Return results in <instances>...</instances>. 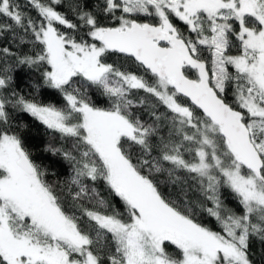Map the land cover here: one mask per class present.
Masks as SVG:
<instances>
[{"label":"snow or ice","instance_id":"1","mask_svg":"<svg viewBox=\"0 0 264 264\" xmlns=\"http://www.w3.org/2000/svg\"><path fill=\"white\" fill-rule=\"evenodd\" d=\"M28 6L36 18L0 0L11 21L0 36L30 47L0 48V264H255L264 0H76L75 20L60 10L64 0ZM25 67L38 73L27 93L13 76ZM15 113L69 145L45 149L68 163L67 180L47 179ZM161 184L179 185L184 198Z\"/></svg>","mask_w":264,"mask_h":264},{"label":"trees","instance_id":"2","mask_svg":"<svg viewBox=\"0 0 264 264\" xmlns=\"http://www.w3.org/2000/svg\"><path fill=\"white\" fill-rule=\"evenodd\" d=\"M16 2L21 6V10L26 14L31 15L33 18H36V12L34 9L28 6V0H16ZM76 0H64V6L60 9L62 12L66 13L69 19L75 20V16L71 11L70 5L75 3ZM103 0H89V7L94 8L98 4H102ZM11 21L6 18L0 17V23ZM17 33L23 35L20 29H16ZM10 47L13 51L16 52H29L30 47L28 45H21L19 43V37L13 38V33L8 32L0 36V48ZM2 63V61H0ZM135 70V69H133ZM15 84L18 88L25 93L30 91L32 83L37 80L38 73H35L33 70L28 68L16 69L13 73ZM42 94L41 98L45 102L56 103L59 106L60 97L56 94L52 95H43V93H51L52 90L40 89ZM141 95H144L141 93ZM102 99V98H101ZM160 111H164L163 108ZM140 114L145 120L150 119L147 112L141 111ZM16 122L20 125H23L22 135L25 140L26 145L29 150L32 152L34 159L37 163H40L47 170V179L50 182H63L68 179L70 174V167L66 161L60 155H54L50 151L45 149L48 145L52 144L55 147H60L63 143L65 147L69 145L65 142H62L59 139L58 134H53L50 130L46 129L45 126L40 124L38 121L34 120L32 117L23 113H15ZM166 133V129L164 130ZM160 180H166L165 176H158ZM101 194L107 195L104 185L101 182L98 185ZM187 187V186H185ZM161 190L166 194L170 195L173 198L183 199L184 193L181 191L180 186L170 185V184H161ZM222 199L229 207H235L236 201L232 198V195L229 190L222 189ZM188 198L192 200H203V197L199 193L195 192L194 189L188 190ZM210 205V202L208 204ZM197 213V218L203 223L208 224L212 227H216L215 221L213 218L209 217L206 212H202L199 208L195 209ZM251 250L253 253L252 259L255 264H264V243H261L258 239L253 238L251 241Z\"/></svg>","mask_w":264,"mask_h":264}]
</instances>
